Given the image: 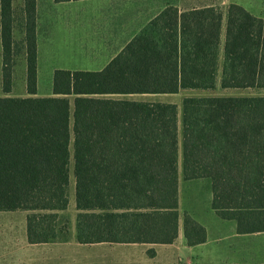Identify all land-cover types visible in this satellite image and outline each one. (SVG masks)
<instances>
[{"label":"trees","instance_id":"trees-1","mask_svg":"<svg viewBox=\"0 0 264 264\" xmlns=\"http://www.w3.org/2000/svg\"><path fill=\"white\" fill-rule=\"evenodd\" d=\"M14 2L0 0V212H32L30 244L56 239L73 143L78 242L173 244L178 106L103 96L264 89V19L230 4L224 27L218 7L169 6L103 70H56L52 96L38 97L37 0H23L20 49ZM21 51L25 98L10 96ZM182 108L184 179H210L213 210L239 234L264 232V97H188ZM184 234L189 246L207 240L188 213Z\"/></svg>","mask_w":264,"mask_h":264},{"label":"rangeland","instance_id":"rangeland-1","mask_svg":"<svg viewBox=\"0 0 264 264\" xmlns=\"http://www.w3.org/2000/svg\"><path fill=\"white\" fill-rule=\"evenodd\" d=\"M159 5L156 4L152 6L151 15H155V11L158 12L159 9H163L164 6L162 2H175L181 1L177 6H179L182 11L189 10L192 8H202L204 6H215L222 10L224 13V27L226 22L227 10L232 2H237L239 0H157ZM181 4V5H180ZM16 7V22H15V32L14 37L16 40L15 49H20L22 47L21 41L23 39L22 34V9L23 0H15ZM174 7V6H173ZM246 10L252 9V7H244ZM250 8V9H249ZM257 12H262L264 14V5H259ZM65 19V14H60L59 12L53 13L42 7V11L39 16V43L41 44V60L39 68V83H38V97H49L52 96V86H53V76L56 70H69V71H94L97 66H101L103 59L101 57L107 54L109 58L116 55V52L120 51L123 46V41L128 39L129 35L123 30L129 25L130 28L134 27L132 21H125L122 19H114L107 14H98L93 18L87 17L84 21L77 22L71 25L70 31L74 37L67 34L68 25H66L63 20ZM66 27V28H65ZM137 27V26H135ZM66 31H65V29ZM134 29V28H133ZM225 31V28H224ZM67 34V35H66ZM54 36V38L52 37ZM52 37V41L50 40ZM119 41V43H118ZM50 52V53H49ZM83 56H81L80 54ZM223 50L220 54V62L223 60ZM2 46L0 42V97H3L2 93V81H1V70L3 64ZM86 56V58L84 57ZM16 67L14 74L13 91L10 95L11 97H28L26 94V75H25V61L23 51L15 57ZM221 79V72L219 74V80ZM264 97V89H222L219 85L215 90H181L176 95H128V96H103L107 98L131 100L138 102H149V103H170L178 106V118H179V158H178V177H179V216L182 218L185 213H188L194 220L203 225L208 231V244L209 246L196 247L195 250L191 251V255L194 259V264L196 261V254H199L202 250H206L204 260L208 261V264H216L219 259V263L232 264L234 261L233 254L229 257L230 260L227 261V257H223L216 251L217 242L213 239H218L225 236V232H220L217 230V224H223L222 227L228 226L229 223L222 221L215 213L212 208V182L210 179H200L186 181L183 175V128H182V116L183 108L182 104L185 98L188 97ZM72 102V116H73V100ZM73 123V118H72ZM71 183H70V204L69 207L64 211H58L57 214V227L58 235L56 239L52 240L51 245L59 247V245L68 244V248L72 251L74 255V248L80 247L78 243V232H77V215L79 211L75 205V179L73 174V143L71 144ZM21 214L26 213L24 211L19 212ZM32 214L29 212L28 216ZM11 214L0 213V219L8 220ZM233 227L235 223L230 222ZM183 226V223H181ZM182 229V227H181ZM183 231V229H182ZM226 231V229H225ZM234 236V235H233ZM232 238V235L229 234ZM251 239V240H249ZM251 241L249 249L252 248L254 255L250 256L255 259L249 262H255L261 264L264 262V233L253 234L252 237L248 238ZM185 242V237L182 232L178 244ZM234 243L233 241H230ZM207 244V245H208ZM111 245V244H108ZM108 245L104 249L98 247V245H93V249H88L92 258L100 260L102 257L106 256L110 251L107 250ZM186 245V242H185ZM118 246V245H116ZM118 249V260L115 264H173L174 259L171 255L167 253L157 256L153 254V250H148L145 252V256L141 252H136L135 255H131L132 252L127 250H132L131 248H121ZM126 250V251H124ZM133 256L136 258L134 259ZM133 258V259H132ZM187 258H185L186 260ZM108 261V260H107Z\"/></svg>","mask_w":264,"mask_h":264},{"label":"crops","instance_id":"crops-1","mask_svg":"<svg viewBox=\"0 0 264 264\" xmlns=\"http://www.w3.org/2000/svg\"><path fill=\"white\" fill-rule=\"evenodd\" d=\"M162 1V0H160ZM181 1L175 2L172 5V2L168 4L166 2H162L164 8L159 9L158 12L155 11V15H151V7L158 4L157 0H78V1H69L63 3H56L55 0H37V41H38V83H39V68H40V60H41V44L39 43V16L42 11L43 5L53 13V15L57 12L60 14H65V19L63 22L68 25V30L66 31V27L64 28L66 33L74 37L70 31L71 25L77 23L78 21H84L87 17L93 18L98 14H107L113 17L114 19H122L125 21H132L134 24V29L130 28L129 25L126 26V29L123 30L128 35V39L123 41V46L120 51L116 52L115 56L109 58L107 54H104L100 60L103 61L101 66H97L94 71L103 70L112 59H114L122 49L142 30V28L148 24L152 19L158 16L165 8L169 6L177 7L180 11L182 9L177 6ZM232 4H238L243 7H252V9L247 10L251 14L256 17L263 18L264 14L262 12H257L258 9L254 8L259 5H264V0H239L237 2H232ZM181 5V4H180ZM15 6V2H14ZM206 7V6H204ZM16 8V7H15ZM194 9V8H192ZM191 10V9H189ZM188 11V10H185ZM137 26V27H135ZM66 34V35H67ZM54 38V36H52ZM51 37V41H52ZM224 39V34H223ZM0 42H1V24H0ZM119 43V41H118ZM2 46V43H1ZM50 53V52H49ZM80 54V53H79ZM83 56L82 54H80ZM86 58V56L84 55ZM65 70V69H64ZM2 71V70H1ZM88 71V70H86ZM1 81H2V72H1ZM41 97V96H40ZM75 179V178H74ZM200 180V179H199ZM71 183V178H70ZM70 188V186H69ZM70 194V190H69ZM75 196V191H74ZM213 202V197H212ZM69 205L70 198H69ZM76 205V198H75ZM179 191H178V212H179ZM69 207V206H68ZM213 208V207H212ZM21 211L16 212H0L11 214L8 220L0 219V264H115V261L118 260V249L115 248H131L132 250H127L128 252H132L131 255H135L136 252H141L142 255L145 256V252L148 250H153V254L157 256L161 251V254L167 253V255H171V258L174 259L173 264H194V259L191 255V251L195 250L196 247H204L209 246L208 244V231L207 240L205 243L189 246L187 244V240L185 238V242L178 244V240L181 238V234H184V215L183 221L179 216V227H178V237L173 244H111V243H97V244H80V247L74 248V255H72V251L68 248V244L59 245V247H55L51 245V242L42 243V244H30L28 238V228H27V218L29 212L19 213ZM216 213V212H215ZM217 215V214H216ZM218 216V215H217ZM220 218V217H219ZM221 219V218H220ZM228 222L229 227L223 224H217V230L220 232H225V236L220 237L218 239H213L217 242L216 251L223 257H227V261L230 260V256L232 253L234 257V261L232 264H257L252 261L254 252L253 249L250 248L251 239L253 234H239L237 230V222L233 220H223ZM235 223V227L230 223ZM183 223V226L181 225ZM200 224V223H199ZM183 231H182V229ZM226 229V231H225ZM264 233V232H262ZM262 233H254V234H262ZM229 234L232 235V238L229 237ZM234 235V236H233ZM185 237V234H184ZM233 241L234 243L230 242ZM111 244V245H108ZM208 244V245H207ZM93 245H98V247L105 248L108 245V249L110 252L107 253L106 256L102 257L100 260H96V258H92L90 254H87L88 249ZM118 245V246H116ZM89 246V247H87ZM126 251V250H124ZM206 250H202L199 254H196V264H208L207 260H204ZM135 259L136 257L133 256ZM132 258V259H133ZM185 258H187L185 260ZM216 261V264H225L219 263L220 258ZM108 260V261H107ZM129 264H133L129 262ZM211 264V263H210ZM261 264H264L261 263Z\"/></svg>","mask_w":264,"mask_h":264}]
</instances>
